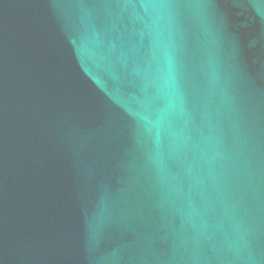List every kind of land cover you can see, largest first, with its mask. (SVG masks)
I'll use <instances>...</instances> for the list:
<instances>
[{
	"label": "water",
	"instance_id": "1",
	"mask_svg": "<svg viewBox=\"0 0 264 264\" xmlns=\"http://www.w3.org/2000/svg\"><path fill=\"white\" fill-rule=\"evenodd\" d=\"M0 264H264V0H0Z\"/></svg>",
	"mask_w": 264,
	"mask_h": 264
}]
</instances>
